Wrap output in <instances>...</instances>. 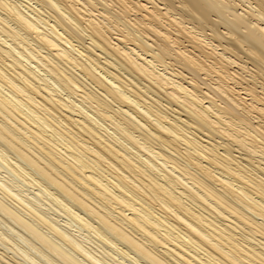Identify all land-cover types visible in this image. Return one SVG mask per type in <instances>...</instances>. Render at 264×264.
<instances>
[{"label":"bare ground","instance_id":"obj_1","mask_svg":"<svg viewBox=\"0 0 264 264\" xmlns=\"http://www.w3.org/2000/svg\"><path fill=\"white\" fill-rule=\"evenodd\" d=\"M1 166L129 264H264V0H0ZM7 185L3 218L108 264Z\"/></svg>","mask_w":264,"mask_h":264},{"label":"rangeland","instance_id":"obj_2","mask_svg":"<svg viewBox=\"0 0 264 264\" xmlns=\"http://www.w3.org/2000/svg\"><path fill=\"white\" fill-rule=\"evenodd\" d=\"M31 6H34V7H38V5L36 4V3H32V5ZM40 9V8H39ZM42 10V8L40 9V11ZM42 12V11H41ZM4 169V170H3ZM3 170V171H2ZM5 173V174H4ZM11 174V175H10ZM1 175H3V176H1ZM9 175V176H8ZM5 176V177H4ZM13 176V177H12ZM0 182H3V183H5V184H8L7 186H9V188H11V186L13 185V187L11 188L12 189V191H14V192H19L20 191V197H26V199H27V205H29V208L30 207H33V205H34V207H36V208H38V209H41L40 211H42L43 213H44V215L45 214H47L48 216H46L49 220H51L53 223H56V221H57V223L58 224H56L57 226L59 225V227H61L62 229H64L69 235H70V233H71V237H74L75 239H77L78 237V239L77 240H79L80 238H81V236L83 237L82 239L84 240V242H83V240L81 239L80 241L83 243V245L85 246V248L93 255L94 254V256H96V257H98L99 259H104V261H105V259H106V261L104 262V261H102V262H104V263H107L108 262V264H110L109 262H111V264H116V262L118 263V264H129L126 260H127V257L126 256H121L122 254L119 252V251H117L116 249H114L112 246H110V245H107V246H105L106 244H101L100 245V242H101V240L98 238V236L94 233L93 234V231H89V229H88V232L87 231H85L86 230V228H83L80 224H79V226H81L80 228L78 227V222L76 221V222H73V221H75V220H72V219H70L69 220V216H67L66 217V215H67V213H66V211H64V209L61 207V206H57V204H56V202H54L50 197L48 198V195L47 194H45L44 192H42V191H37L38 190V187L36 188V185H24V184H22V183H19V182H21V181H19V179L17 180V179H15V178H17V177H15L8 169H6L5 167H2L1 166V169H0ZM2 177H4V178H2ZM15 177V178H14ZM12 178H13V180H12ZM3 179V181H1ZM5 179V180H4ZM6 179H9V180H6ZM5 181V182H4ZM16 182H18V183H16ZM16 183V184H15ZM17 185V186H16ZM20 188H19V187ZM25 186V187H24ZM29 186H31V189H30V187ZM35 187V188H34ZM33 188V189H32ZM20 189V190H19ZM37 189V190H36ZM24 190V191H23ZM36 190V191H35ZM22 191H23V193H22ZM31 191H35V193L36 194H34V192H31ZM1 192V191H0ZM41 192V194H38V193H40ZM25 194V195H24ZM33 194V195H32ZM44 194V195H43ZM41 195V196H40ZM0 196H2V193H0ZM5 196V195H4ZM47 196V197H46ZM3 197V196H2ZM29 199H28V198ZM35 198H37V199H35ZM11 198H4V200L8 203V202H10V203H8L10 206H12V207H14V208H16L17 210L19 209V211H20V213L22 214V216L24 217V218H26V219H28V220H31L30 222H32L33 224H38V225H36L38 228H40V230H43L45 227V224H40L41 222H39V221H34L32 218H31V215H30V213H29V209H28V206L26 205L22 210L19 208V206H20V204H18L17 203V201L15 200L14 201V199H11ZM34 199V200H33ZM32 200H33V202H34V204L32 203ZM30 201H31V203H30ZM39 201V202H38ZM52 201V202H51ZM18 205V206H16V204ZM29 202V203H28ZM36 202H38V204L36 203ZM40 203V204H39ZM13 204H14V206H13ZM56 204V205H55ZM38 205H40V206H42V207H40V206H37ZM47 206V207H46ZM18 207V208H17ZM51 207H53L54 208V210L56 209V208H58V211H59V213L56 211H54L53 210V208H51ZM56 207V208H55ZM51 208V209H50ZM59 208H61V210L59 209ZM28 209V210H27ZM47 209L49 210L48 211V213H46L47 212ZM26 213H25V212ZM44 211H46V212H44ZM54 211V212H53ZM60 212H62V213H64L63 215H65V216H62V214L60 213ZM66 213V214H65ZM58 214V215H57ZM51 215H53V216H51ZM49 216H51V219L49 218ZM29 217V218H28ZM66 217V218H65ZM52 218H54L56 221L54 222L53 220L54 219H52ZM1 220H3V221H1ZM64 220V221H63ZM68 221V223H67V221ZM70 221V222H69ZM9 223V224H5V223ZM63 222V223H62ZM65 222V223H64ZM73 222V223H72ZM62 223V224H61ZM75 223V224H74ZM11 224V225H10ZM65 225L64 227L62 226V225ZM67 224H69V225H67ZM70 224H71V226H70ZM74 224V225H73ZM77 224V228H76V225ZM6 225H8V227H5ZM14 226V228H13V226ZM40 225V226H39ZM42 225V226H41ZM61 225V226H60ZM9 226L11 227V228H9ZM68 226V227H67ZM70 226V227H69ZM2 227V228H1ZM66 227V228H65ZM10 230H12V229H15V231H13V232H16L15 234L12 232V231H9V229ZM42 228V229H41ZM81 230V232H80V230ZM46 229H48V227L46 226V228L43 230L44 232H48V231H46ZM23 230V229H22ZM22 230H21V228H19V226H17V225H14V223L12 222V221H9L8 219L6 220L5 218H3V216H1V213H0V234L3 236V239H2V237H1V239L2 240H4L3 242H2V240L0 239V242L1 243H4V245H6V246H8V248L10 247V248H12V249H8V248H6V246H4L3 244H0V258H2V259H4V260H2L3 261V263H4V261L6 262V261H8V263L7 264H9V262H12V264H47V262L48 263H50V261H51V263H53L52 261H54L55 262V264H64V262L62 261L61 262V260H59L58 259V257H56L53 253H51V252H49L48 250H46V248L44 249V247L43 246H41L35 239L33 240L32 238H29V237H32L31 235L29 236L28 234H27V232L25 233L24 231L22 232ZM69 230H70V232H69ZM79 230V232H77ZM9 231V232H8ZM5 232V233H4ZM10 232H12L11 234H10ZM72 232H74V233H72ZM91 232H92V234L93 235H95V236H93L92 234H91ZM8 234V236H7V234ZM20 233V234H19ZM49 233V232H48ZM48 233H46V234H48ZM85 233V234H84ZM10 234V235H9ZM21 235L22 237H24V238H26V237H28V238H26L25 240L24 239H22V237L21 236H19V235ZM18 235V236H17ZM28 235V236H27ZM74 235V236H73ZM5 236V237H4ZM11 236V237H10ZM17 236V237H16ZM78 236V237H77ZM85 236V237H84ZM97 236V237H96ZM19 237H21V239L19 238ZM5 238V239H4ZM6 238H8L7 240H9V241H7L6 240ZM11 238V239H10ZM86 240H85V239ZM27 239H29V241L31 240L32 241V244H31V241L30 242H28V241H26ZM88 239V240H87ZM100 241H99V240ZM12 240V241H11ZM22 242H21V241ZM5 241H6V243H10V242H14V244L16 245H14V246H12V244L10 243L9 245H7L6 243H5ZM58 241V240H57ZM25 242V243H24ZM26 242H27V244H26ZM33 242H34V244H37V246L35 247V245H34V249H36L35 251H34V249H33ZM86 242H88V243H86ZM86 245H85V244ZM99 244V246H98V244ZM103 243V242H102ZM89 244V245H88ZM94 244V245H93ZM28 245H30V246H28ZM40 245V246H39ZM87 245H88V247H89V249H88V247H87ZM12 246V247H11ZM101 246H103V247H101ZM18 247V248H17ZM31 248V249H29V248ZM40 247V248H39ZM41 247L43 248V249H41ZM90 247H93V248H90ZM95 247V248H94ZM37 248H39L40 249V251H39V249H37ZM113 248V249H112ZM97 249V250H96ZM106 249V250H105ZM24 250H26V251H28V252H26V251H24ZM41 250H45V252L43 253V254H40V252H41ZM92 250V251H91ZM108 250V251H107ZM112 250V251H111ZM114 250V251H113ZM23 251V252H22ZM34 251V252H33ZM49 253H48V252ZM102 251V252H101ZM106 251L108 252V253H106ZM15 252V253H14ZM22 252V255L20 254ZM39 252V253H38ZM43 252V251H42ZM93 252V253H92ZM118 252V253H117ZM29 255H28V254ZM24 254H27V257H25L26 255H24ZM38 254H40V255H38ZM49 254V256H48V260H46V258H43V256L44 257H46L47 255ZM51 254V255H50ZM100 254V255H99ZM119 254H121L120 256L121 257H125V258H121L120 256H119ZM24 255V257H25V259L27 258V260H25V262H24V258L22 259L21 258V256H23ZM43 255V256H42ZM55 257H54V256ZM98 255V256H97ZM11 256L13 257V258H11ZM32 258H31V257ZM107 256V257H106ZM5 257V258H4ZM52 257V258H51ZM52 260H51V259ZM6 259V260H5ZM12 259V260H11ZM32 259V260H31ZM43 259H44V261H43ZM58 259V260H57ZM0 260V264H3L2 263V261ZM22 261V262H20V261ZM29 260H31V261H29ZM46 260V261H45ZM113 260V261H112ZM119 262H118V261ZM17 261V262H16ZM19 261V262H18ZM32 261H34V262H32ZM35 261H36V263H35ZM40 261V262H39ZM56 261H58L57 263H56ZM129 261V260H128ZM27 262V263H26ZM31 262V263H30ZM115 262V263H114ZM6 263H4V264H6ZM54 264V263H53Z\"/></svg>","mask_w":264,"mask_h":264}]
</instances>
